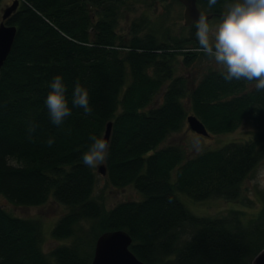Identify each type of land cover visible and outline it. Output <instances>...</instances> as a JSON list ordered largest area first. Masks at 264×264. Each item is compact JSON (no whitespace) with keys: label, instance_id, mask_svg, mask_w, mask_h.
<instances>
[{"label":"trees","instance_id":"16d2710c","mask_svg":"<svg viewBox=\"0 0 264 264\" xmlns=\"http://www.w3.org/2000/svg\"><path fill=\"white\" fill-rule=\"evenodd\" d=\"M125 1L19 0L6 20L16 35L0 70V195L16 205L52 198L65 206L51 235L69 241L44 252L40 221L0 205V264H90L97 237L112 230L129 234V249L144 264H251L264 249V187L256 189L260 207L247 216L243 209L253 203L244 186L264 159V91L227 82L222 70L209 69L196 83L176 75L179 60L206 56L195 23L186 26L188 37H178L134 20L126 37L117 30ZM196 2L218 17L229 0L211 8ZM57 75L72 113L60 126L45 105ZM76 83L88 91L90 115L72 105ZM189 115L209 136L244 122L253 128L246 139L188 156L181 144L163 143L185 123L189 128ZM30 122L37 125L31 140ZM109 122L104 176L142 195L110 208L93 195L100 173L82 161L89 137L104 138ZM182 195L244 208L200 216Z\"/></svg>","mask_w":264,"mask_h":264},{"label":"rangeland","instance_id":"374dc122","mask_svg":"<svg viewBox=\"0 0 264 264\" xmlns=\"http://www.w3.org/2000/svg\"><path fill=\"white\" fill-rule=\"evenodd\" d=\"M13 1L0 0V22L3 9ZM183 11V6L173 0H126L122 4L117 30L119 34L129 37V30L131 29L133 21L143 19L154 29L158 30L161 28L162 30H167L170 36L188 37L189 29L184 25ZM221 19L222 17L218 16L212 17L208 21L210 26L215 28L221 22ZM209 69L221 70L212 58L199 56L197 60L190 64L179 60V63L176 64L175 74L185 77L190 83H196L201 75ZM252 128L250 123L244 122L232 132L202 136L190 130L185 123L179 131L171 134L163 144H181L188 156H192L209 148H217L231 140L246 139L252 132ZM96 169L97 167H95ZM261 187H264V159L256 166L245 181L244 191L253 203L252 207L244 208L241 205L242 203L226 201L221 198H212L204 201H193L184 195L180 198L186 207L196 215L218 216L229 209L244 208L243 210H245L246 215L249 216L248 214L255 213L260 207L256 189H260ZM93 195L101 199L108 208L122 201L139 200L142 198L141 193L131 185L119 188L113 187L107 182L106 177L100 174L98 175ZM0 205L15 216L34 218L40 221L43 235L42 250L44 252L49 251L57 244L67 243L69 241L68 239L55 240L52 238L51 230L55 222L66 211L65 206L57 203L52 198H49L42 205L24 206L13 204L0 195Z\"/></svg>","mask_w":264,"mask_h":264},{"label":"clouds","instance_id":"9594fccd","mask_svg":"<svg viewBox=\"0 0 264 264\" xmlns=\"http://www.w3.org/2000/svg\"><path fill=\"white\" fill-rule=\"evenodd\" d=\"M207 3L211 8L218 0H207ZM223 8L221 22L215 28L204 15L195 22L198 51L215 61L225 81H245L257 91H264V0H229ZM50 89L45 105L51 123L60 126L72 114L60 75L51 81ZM72 105L82 108L85 115L92 113L88 91L79 83L73 89ZM36 127L35 123L28 124L30 140ZM89 139L92 143L82 155L84 165L95 168L105 164L110 147L108 141L95 135ZM53 143L49 138L48 146Z\"/></svg>","mask_w":264,"mask_h":264},{"label":"water","instance_id":"95a60500","mask_svg":"<svg viewBox=\"0 0 264 264\" xmlns=\"http://www.w3.org/2000/svg\"><path fill=\"white\" fill-rule=\"evenodd\" d=\"M183 5L184 25L190 26L195 23L201 15L212 18V14L203 13L197 6L196 0H179ZM18 0H14L2 11L0 22V70L4 64L16 35V27L6 24L7 18L16 10ZM189 129L202 136H209L205 126L193 115L187 118ZM111 130V122L106 126L104 138L108 141ZM97 171L104 175L103 165L97 167ZM132 239L124 230L105 231L100 234L94 245L93 257L90 264H144L129 249ZM251 264H264V249H262L252 260Z\"/></svg>","mask_w":264,"mask_h":264},{"label":"flooded vegetation","instance_id":"af4514ba","mask_svg":"<svg viewBox=\"0 0 264 264\" xmlns=\"http://www.w3.org/2000/svg\"><path fill=\"white\" fill-rule=\"evenodd\" d=\"M156 1H158V0H156ZM159 1H161V0H159ZM177 1H179V0H177ZM180 3V2H179ZM181 4V3H180ZM181 6H183L182 4H181ZM222 15H223V13H221V14H219V16L220 17H222ZM213 17V16H212Z\"/></svg>","mask_w":264,"mask_h":264}]
</instances>
